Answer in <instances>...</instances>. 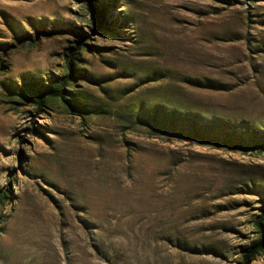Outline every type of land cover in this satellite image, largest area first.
<instances>
[{
    "label": "rangeland",
    "instance_id": "obj_1",
    "mask_svg": "<svg viewBox=\"0 0 264 264\" xmlns=\"http://www.w3.org/2000/svg\"><path fill=\"white\" fill-rule=\"evenodd\" d=\"M86 1L0 0V264H244L264 152L149 118L264 132V0H93L96 34ZM78 40L63 98L17 96L60 81Z\"/></svg>",
    "mask_w": 264,
    "mask_h": 264
},
{
    "label": "trees",
    "instance_id": "obj_2",
    "mask_svg": "<svg viewBox=\"0 0 264 264\" xmlns=\"http://www.w3.org/2000/svg\"><path fill=\"white\" fill-rule=\"evenodd\" d=\"M93 0H87L85 8L87 14H89L92 20L91 32L96 34L101 29L107 28V14L103 5H97L92 3ZM48 33V34H47ZM46 35L52 33L47 31ZM84 44V41L78 40L74 43L73 47L69 46V50L65 54L64 64L68 71L63 75L60 81H56L53 85L37 86L35 83H26L28 90L19 92L17 96L23 99L29 100L35 105L37 111H41L42 107H47L48 97H60L64 92V84H66V78L70 77L75 79L73 74H81V71L75 68V60L78 49ZM69 109L76 113H86L87 111L79 104H74L73 100L63 99ZM79 115V114H78ZM176 117L162 119L159 121L157 115L154 113L149 118V124L159 132L160 134L167 135L176 139H188L197 144H205L214 148H223V150L234 151L237 150L241 154L247 151H256L257 153L264 152V132H258L253 130L252 132H246L243 134L237 133L234 130L226 129L222 123L212 122H197L194 119H189L187 116L184 119L177 121ZM4 192L0 193V201L5 198ZM264 205L261 208V213L253 219V225L257 231L258 239L250 244L247 250L243 253L244 264L253 260L258 252L264 249Z\"/></svg>",
    "mask_w": 264,
    "mask_h": 264
}]
</instances>
